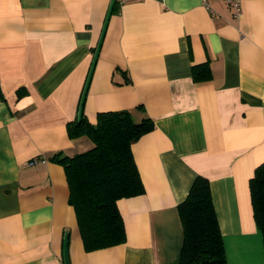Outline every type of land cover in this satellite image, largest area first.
<instances>
[{
	"label": "crops",
	"instance_id": "obj_1",
	"mask_svg": "<svg viewBox=\"0 0 264 264\" xmlns=\"http://www.w3.org/2000/svg\"><path fill=\"white\" fill-rule=\"evenodd\" d=\"M111 0H0V264H179L177 204L208 180L228 264H264L248 180L264 160V0L115 2L83 103L149 116L131 143L141 194L117 199L125 241L86 251L57 152L69 138ZM205 63L195 81L192 65ZM89 147V146H87ZM35 162L28 164V161Z\"/></svg>",
	"mask_w": 264,
	"mask_h": 264
},
{
	"label": "trees",
	"instance_id": "obj_2",
	"mask_svg": "<svg viewBox=\"0 0 264 264\" xmlns=\"http://www.w3.org/2000/svg\"><path fill=\"white\" fill-rule=\"evenodd\" d=\"M115 2L112 6L114 9ZM195 81L206 79L205 63L192 65ZM78 111V110H77ZM154 127L149 116L133 119L127 109L103 110L91 123L81 112L67 123L69 138L85 136L91 145L73 154L62 151L49 159L63 166L79 234L86 251L125 241L117 199L144 191L131 143ZM253 219L261 232L264 252V160L248 180ZM183 228L179 264H228L212 203L208 180L197 175L177 204Z\"/></svg>",
	"mask_w": 264,
	"mask_h": 264
},
{
	"label": "water",
	"instance_id": "obj_3",
	"mask_svg": "<svg viewBox=\"0 0 264 264\" xmlns=\"http://www.w3.org/2000/svg\"><path fill=\"white\" fill-rule=\"evenodd\" d=\"M114 2H115V0H111L110 1L109 7H108V10H107L104 22H103V26H102V29H101V32H100V35H99V38H98V41H97V44H96V46L94 48V52H93L92 60H91V63H90V67H89V70H88V73H87V76H86V80L84 82V86H83V89H82V92H81V96H80V101H79L78 111H77L78 119L81 116L83 103H84V98H85V94H86L87 87H88V84H89V80H90V77H91V74H92V71H93V68H94L98 53H99L101 42H102V39H103V36H104V33H105V29H106V26H107L108 18H109V15H110L111 11H112V6H113ZM62 256H63V263L64 264H69L68 255H67V232H65L64 236H63Z\"/></svg>",
	"mask_w": 264,
	"mask_h": 264
},
{
	"label": "built area",
	"instance_id": "obj_4",
	"mask_svg": "<svg viewBox=\"0 0 264 264\" xmlns=\"http://www.w3.org/2000/svg\"><path fill=\"white\" fill-rule=\"evenodd\" d=\"M127 1H129V0H115V2L118 4H122V3H125ZM200 1L206 9H209V10L211 9L207 0H200ZM227 1L234 7L235 12L238 13L239 12V5H238L237 1L236 0H227ZM34 162H35V159H31L28 161V164H32Z\"/></svg>",
	"mask_w": 264,
	"mask_h": 264
},
{
	"label": "rangeland",
	"instance_id": "obj_5",
	"mask_svg": "<svg viewBox=\"0 0 264 264\" xmlns=\"http://www.w3.org/2000/svg\"><path fill=\"white\" fill-rule=\"evenodd\" d=\"M86 140H87V144L85 145V147H83L85 149L88 148L87 146H90L91 145L90 141L87 138H84L83 141H86Z\"/></svg>",
	"mask_w": 264,
	"mask_h": 264
}]
</instances>
